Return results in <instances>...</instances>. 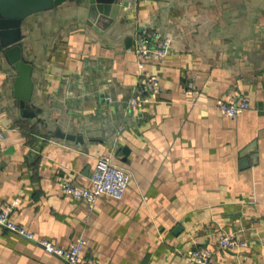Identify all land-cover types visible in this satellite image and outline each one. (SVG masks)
Returning a JSON list of instances; mask_svg holds the SVG:
<instances>
[{
  "label": "crops",
  "instance_id": "crops-1",
  "mask_svg": "<svg viewBox=\"0 0 264 264\" xmlns=\"http://www.w3.org/2000/svg\"><path fill=\"white\" fill-rule=\"evenodd\" d=\"M127 1L108 25L86 2L23 21L34 118L0 51V209L35 237L0 225V264H67L37 241L67 247L79 235L78 264H188L198 246L217 264H264V0ZM148 28L171 38L142 71L164 90L132 108L141 76L127 48ZM240 96L250 108L238 116L217 108ZM101 156L132 177L122 199L90 208L61 182L88 186ZM224 232L245 245L221 248Z\"/></svg>",
  "mask_w": 264,
  "mask_h": 264
},
{
  "label": "built area",
  "instance_id": "built-area-1",
  "mask_svg": "<svg viewBox=\"0 0 264 264\" xmlns=\"http://www.w3.org/2000/svg\"><path fill=\"white\" fill-rule=\"evenodd\" d=\"M170 49L171 38L157 30L148 28L135 35L134 44L129 46L127 51L135 54L141 77L129 97V106L139 108L144 103L153 102V95L163 92L164 88L160 78L154 74L145 76L142 71L150 61L163 62ZM188 88L192 93L196 86L190 82ZM216 105L223 114L234 118L250 108V101L246 96H240L234 102L220 100ZM131 177V172L126 167L114 163L109 156H101L96 160L95 167L89 177L90 184L88 186L79 185L71 180H64L61 182V189L65 194L86 202L92 208L102 195L122 199ZM0 225L28 239L35 240L31 232L14 222L2 209H0ZM37 242L46 251L59 256L67 264H78L81 253L87 245L83 235L77 236L67 247L58 246L49 240ZM218 245L221 248L229 249L245 245V242L239 240L233 233L224 232L218 238ZM187 262L188 264H217L213 259V251L204 246H198L191 250L187 255Z\"/></svg>",
  "mask_w": 264,
  "mask_h": 264
},
{
  "label": "water",
  "instance_id": "water-1",
  "mask_svg": "<svg viewBox=\"0 0 264 264\" xmlns=\"http://www.w3.org/2000/svg\"><path fill=\"white\" fill-rule=\"evenodd\" d=\"M67 2H86L89 17L103 18L106 20L104 21L106 25L117 17L121 5L128 4L127 0H0V51L16 71L13 79V93L17 104L22 106L23 117L36 116L35 111L25 106L33 99L34 64L25 56L23 21L32 14L60 7ZM55 135L77 142L84 141L81 135L65 134L60 130H57Z\"/></svg>",
  "mask_w": 264,
  "mask_h": 264
}]
</instances>
